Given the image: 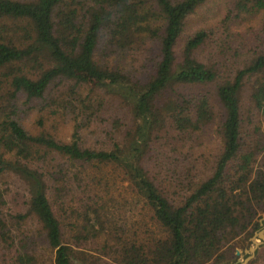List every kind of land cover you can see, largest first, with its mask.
I'll return each mask as SVG.
<instances>
[{"label":"trees","instance_id":"obj_1","mask_svg":"<svg viewBox=\"0 0 264 264\" xmlns=\"http://www.w3.org/2000/svg\"><path fill=\"white\" fill-rule=\"evenodd\" d=\"M209 1L0 0V264L237 261L264 216V0L190 26Z\"/></svg>","mask_w":264,"mask_h":264},{"label":"rangeland","instance_id":"obj_2","mask_svg":"<svg viewBox=\"0 0 264 264\" xmlns=\"http://www.w3.org/2000/svg\"><path fill=\"white\" fill-rule=\"evenodd\" d=\"M225 3L226 0H210L204 7H202L197 14L192 19V23L190 26L194 25V28L204 24V23H213L217 24L223 17V14L225 12ZM254 25L256 23H253ZM30 119H33V115H31ZM63 129V134L65 138L69 135V130L67 128H62ZM264 220V216L260 219V222ZM264 229H260L256 231L253 236L250 237V242L248 245L244 246L243 248H237V251H240L239 258L235 263H229V264H240L243 262L247 257H249L250 251L249 249L253 245V237L260 232L263 231ZM260 241V238H258ZM236 251V253H237ZM238 255V254H237ZM105 260V258L103 259ZM79 264V263H76ZM248 264H264V242L260 244L256 250V253L254 257L250 259Z\"/></svg>","mask_w":264,"mask_h":264},{"label":"water","instance_id":"obj_3","mask_svg":"<svg viewBox=\"0 0 264 264\" xmlns=\"http://www.w3.org/2000/svg\"><path fill=\"white\" fill-rule=\"evenodd\" d=\"M258 238H260V241L258 240ZM253 245L251 246V248L249 249L250 251V256L247 257L243 262H241L240 264H248V262L250 261V259L252 257H254L255 253H256V250L258 248V246L260 244H262L264 242V230L263 231H260L258 232L255 237H253ZM237 254L239 255L240 254V251H237Z\"/></svg>","mask_w":264,"mask_h":264},{"label":"flooded vegetation","instance_id":"obj_4","mask_svg":"<svg viewBox=\"0 0 264 264\" xmlns=\"http://www.w3.org/2000/svg\"><path fill=\"white\" fill-rule=\"evenodd\" d=\"M261 229H264V220L260 222Z\"/></svg>","mask_w":264,"mask_h":264}]
</instances>
